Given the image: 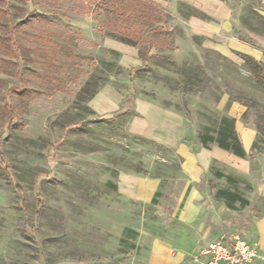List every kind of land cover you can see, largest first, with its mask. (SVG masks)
<instances>
[{"label":"rangeland","instance_id":"obj_1","mask_svg":"<svg viewBox=\"0 0 264 264\" xmlns=\"http://www.w3.org/2000/svg\"><path fill=\"white\" fill-rule=\"evenodd\" d=\"M141 1L151 4L0 0V264H144L171 218L124 199L118 177L158 178L162 192L178 193L183 146L197 152V135H214L225 116L246 156L214 155L201 220L254 239L264 214V88L242 56L264 66V0ZM130 94V109L111 117ZM5 100L19 129L8 128ZM139 100L180 117V138L137 134Z\"/></svg>","mask_w":264,"mask_h":264},{"label":"crops","instance_id":"obj_2","mask_svg":"<svg viewBox=\"0 0 264 264\" xmlns=\"http://www.w3.org/2000/svg\"><path fill=\"white\" fill-rule=\"evenodd\" d=\"M137 107L141 115L133 123V129L137 134L156 137L166 144L180 138L183 130L182 120L175 113L141 100L138 101ZM157 129L158 133L155 131ZM182 149L183 177L179 179L182 187L178 193L162 192L161 180L158 178L138 177L131 174H121L118 177V190L124 199L147 205L158 204L165 208L171 218L166 226L167 236L165 238L158 236L154 239L147 251L144 264H183L188 258L191 264H201L206 259L201 253L209 243L225 239L236 232L225 235L229 226L225 228L220 222L217 230L212 231L201 220L202 205L206 198L203 174L208 171L207 168L214 155L225 156L227 152L217 146L212 153L203 147L197 152L191 151L186 145ZM205 177L208 180V176ZM259 194L264 197V180L259 186ZM253 231V240L244 237L256 248L257 257L252 264H264V214L253 222Z\"/></svg>","mask_w":264,"mask_h":264},{"label":"trees","instance_id":"obj_3","mask_svg":"<svg viewBox=\"0 0 264 264\" xmlns=\"http://www.w3.org/2000/svg\"><path fill=\"white\" fill-rule=\"evenodd\" d=\"M90 1V0H89ZM132 1H137L142 4L150 5V3L141 1V0H132ZM5 15L4 11L0 10V19L2 16ZM7 42L5 38L0 37V48H7ZM243 61L244 64L251 73L254 76L255 82L257 85L261 88H264V66L260 63L255 62L253 59H250L248 56L243 55ZM19 81L21 82V85L25 84L24 76L19 74ZM4 81L0 79V84H3ZM12 90H17L16 87H11ZM6 90L4 93L5 98L7 99L9 95L11 94L12 90ZM19 91V90H17ZM133 102V97H131V94L126 97L125 99V104L123 108L114 114H112L111 117H117L122 114H125L130 109V105ZM4 113L5 115L10 119V122L8 123V128H17L19 129L21 127L20 125V118L18 117V113L15 111V108L13 107L12 104H10L9 100H5L4 102ZM235 120L233 118H230L228 116L222 117L220 119L219 127L218 130L215 131L214 135H209V134H198L196 139L199 141L201 147H207L208 145L214 144L217 146L219 149H221L224 152H228L230 154L235 155L236 157H245L246 154L242 148L241 145V140L238 139V136L236 134L235 126H234ZM68 131L64 132L61 138L59 139V143L64 141V139L68 135ZM0 164L4 165V163L1 161V150H0ZM6 169H8V166L4 165ZM14 189L16 190V193L18 195V202L21 204L22 207H24V193L23 190L15 186ZM217 196L220 198L228 201L229 203H234V202H239L240 205L244 206L247 204V201L244 200L242 197L236 196L234 194H231L228 191H217ZM35 197L37 200V213L40 212L43 203L40 198V195L38 191H35Z\"/></svg>","mask_w":264,"mask_h":264},{"label":"built area","instance_id":"obj_4","mask_svg":"<svg viewBox=\"0 0 264 264\" xmlns=\"http://www.w3.org/2000/svg\"><path fill=\"white\" fill-rule=\"evenodd\" d=\"M201 254L206 257L201 264H252L257 257L255 246L237 232L209 243Z\"/></svg>","mask_w":264,"mask_h":264}]
</instances>
